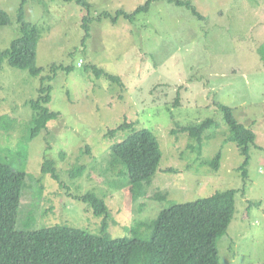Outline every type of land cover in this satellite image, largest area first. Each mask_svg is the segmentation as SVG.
Masks as SVG:
<instances>
[{
	"label": "rangeland",
	"instance_id": "1",
	"mask_svg": "<svg viewBox=\"0 0 264 264\" xmlns=\"http://www.w3.org/2000/svg\"><path fill=\"white\" fill-rule=\"evenodd\" d=\"M147 1L87 0V12L61 0H26L24 20L42 31L36 49L41 73L32 76L6 61L0 66V116L7 117L0 121L5 127L0 162L25 172L18 228L27 218L29 230L59 224L96 234L102 218L81 200L93 193L106 203L111 238L146 240L170 203L235 190L233 219L217 243L219 262L264 264V67L256 52L264 42V0H180L189 1L204 21L158 0L132 21H111L116 11L130 14ZM20 2L0 0L10 19L0 27V52L20 36ZM102 12L110 18H97ZM86 15L93 21L83 45ZM53 63L73 67L43 82L51 87L47 107L59 116L29 140L28 102L36 99L40 78L51 75ZM90 65L119 77L121 85L96 78ZM217 104L231 108L236 121L255 135L245 180L243 157L234 143L224 142L225 125L220 135L204 141L200 155L189 148L195 143L186 133L171 134L170 112L181 125L206 118L223 123ZM123 123L149 129L162 153L139 198L129 194L126 170L109 148L131 133L130 128L108 133ZM219 151L214 172L202 162ZM47 160L62 185L42 171ZM81 166L84 172L73 179L71 171Z\"/></svg>",
	"mask_w": 264,
	"mask_h": 264
},
{
	"label": "trees",
	"instance_id": "2",
	"mask_svg": "<svg viewBox=\"0 0 264 264\" xmlns=\"http://www.w3.org/2000/svg\"><path fill=\"white\" fill-rule=\"evenodd\" d=\"M20 1L18 8L20 36L11 42L8 49L0 52V66L6 61L10 67L28 70L30 75L38 77L41 69L36 66V49L42 31L37 25L24 20L23 11L26 0ZM61 1L75 3L77 7L90 11L87 0ZM152 1L158 0H148L130 14L118 10L111 21L115 23L119 17L132 21L137 13L146 11ZM163 1L185 8L193 17L205 20L189 1ZM97 18L108 19L110 15L102 12ZM92 21L93 18L90 15L82 18L83 45L90 36L89 25ZM9 24L8 14L0 9V27ZM256 52L264 67V42L256 48ZM72 69V66L64 67L53 63L50 66L51 75L40 78L38 95L36 99L28 102L32 110L29 140L46 130L47 124L59 116L57 112L50 111L47 107L51 100V87L45 86L43 82L54 78L57 70L68 73ZM89 70L96 78L104 76L116 84L121 83L119 77L107 74L94 65H90ZM217 110L222 114L223 123L206 118L200 122L181 125L174 120L170 112L173 126H175L171 134L186 133L195 143V146L189 148L195 149L200 155L204 141L220 135L222 125H225L228 134L224 142L234 143L243 157L240 171L245 180L250 159L248 150L254 143L255 135L249 128L236 121L228 106L217 104ZM6 119L7 117L0 116V121ZM129 125L123 123L118 128L108 131L110 135H113L126 128L131 129V133L122 141L112 143L109 148L111 155L115 156L126 170L125 179L129 194L133 198H139L145 191V183L158 171L162 153L158 139L149 129L135 130L131 124ZM3 128H5L3 123H0V129ZM220 160L221 152L219 151L212 160L202 163L216 172L219 169ZM42 171L49 173L52 179L62 185L53 162L45 161ZM83 172L84 167L75 168L71 171V177L79 178ZM24 184L23 170L0 162V264H220L217 243L226 234L233 219L237 193L235 190H227L193 202L170 203L157 216L150 237L140 240L127 237L111 238L107 231L108 208L105 201L93 193H87L81 197V200L90 207L96 217L102 218L98 233L91 234L85 230L59 224L29 230L26 228L27 218L22 222L23 229L19 230V209Z\"/></svg>",
	"mask_w": 264,
	"mask_h": 264
}]
</instances>
